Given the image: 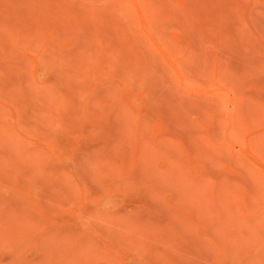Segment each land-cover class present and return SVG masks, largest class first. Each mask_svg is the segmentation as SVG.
Instances as JSON below:
<instances>
[{
  "label": "rangeland",
  "instance_id": "rangeland-1",
  "mask_svg": "<svg viewBox=\"0 0 264 264\" xmlns=\"http://www.w3.org/2000/svg\"><path fill=\"white\" fill-rule=\"evenodd\" d=\"M0 264H264V0H0Z\"/></svg>",
  "mask_w": 264,
  "mask_h": 264
}]
</instances>
